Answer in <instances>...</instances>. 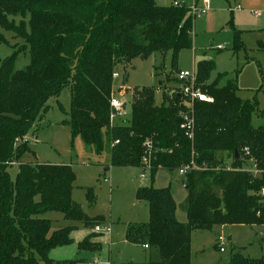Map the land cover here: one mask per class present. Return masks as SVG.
<instances>
[{"label":"trees","instance_id":"trees-1","mask_svg":"<svg viewBox=\"0 0 264 264\" xmlns=\"http://www.w3.org/2000/svg\"><path fill=\"white\" fill-rule=\"evenodd\" d=\"M194 20L187 10L158 7L154 0H0V30L23 41L20 49L13 47V53L0 61V264H61L49 253L72 245L70 234L76 227L52 231L48 214L85 228L104 221L89 218L72 201L76 178L70 166L20 162L30 152L24 137L46 111L47 102L64 89L70 94L65 124L71 139L80 138L99 157L107 144L110 167L142 168L147 142L151 182L158 171L175 172L192 161L209 167L184 177L188 195L182 205L183 224L175 218L169 187H141L135 192V199L147 204L148 222L128 225L125 241L154 249L158 260L148 264H190L194 231L264 226V203L257 197L264 187V127H251L256 97L238 96L237 77L220 86L225 76L217 75L206 85L214 64H196L197 85L212 102L193 104L192 140L185 137L178 117L182 98L173 95L167 105L157 107L153 88L133 94L128 125L111 123L114 68H124L126 84V69L136 59L169 52L174 66L178 54L192 47ZM6 43L0 33V44ZM240 46L234 32L233 49ZM24 53L29 64L15 71V61ZM215 153H228L230 170L212 169ZM245 161H253L261 175L242 171ZM14 163L18 172L12 181L7 168ZM86 199L93 208L91 189ZM98 237L86 236L77 244L78 252H99L101 245L92 242ZM228 264H264V259L235 254Z\"/></svg>","mask_w":264,"mask_h":264},{"label":"rangeland","instance_id":"rangeland-1","mask_svg":"<svg viewBox=\"0 0 264 264\" xmlns=\"http://www.w3.org/2000/svg\"><path fill=\"white\" fill-rule=\"evenodd\" d=\"M186 6L195 1L199 8L206 11L200 18H195L192 29L191 49L181 51L172 65L171 54L156 53L148 59H136L127 67V83L123 84L121 65L114 68L118 78H112V96L127 102L124 115L111 120L115 126H126L130 122L133 94L143 88L154 89V104L157 107L167 105V99L179 92L182 84L176 82L179 71H191L199 62H212L214 71L209 83L217 75L225 76L220 86L227 80L237 77L238 96L242 100L256 97L257 109L251 117V127H264V0H181ZM158 7H171L172 0H154ZM234 32H238L241 46L234 50ZM6 44H0V61L9 57L15 47L20 49L23 41L14 39L11 33L0 30ZM219 47L221 49H219ZM29 64V55L20 54L14 70H23ZM112 73V74H113ZM200 87V86H198ZM201 88V87H200ZM262 88V89H261ZM261 89V90H260ZM111 96V97H112ZM183 105L187 101L181 99ZM70 94L68 89L62 90L58 97L47 102V109L34 124L32 132L27 135L30 152L20 162H34L47 165H68L75 174V182L71 193L73 202L81 206L89 218L102 217L103 222L94 227H83L81 223L64 222L63 226H81L74 233V244L57 248L52 252V261L65 262L79 260L77 264H139L148 259L151 251H144L141 245L129 244L125 241L128 225L146 224L148 207L145 202L135 199V192L141 187L152 186L154 189L170 188L176 205L175 218L182 224L186 222L182 209L188 193L185 189L186 178L175 172L160 170L151 182L150 173L139 175L142 168L110 167L109 146L106 144L102 156H97L93 149L86 147L80 138L71 139L70 129L65 123L69 119ZM26 135V136H27ZM33 135V136H32ZM25 136V137H26ZM24 137V139H25ZM228 153H215L214 171L230 168ZM191 163V162H190ZM197 169L207 170L208 166ZM253 161H245L243 168L253 170ZM108 169L104 172V169ZM242 168V169H243ZM256 168V167H255ZM18 165L7 168L9 178L14 181ZM261 172L255 177H259ZM106 180V182L104 181ZM91 189L95 197L93 208H89L86 190ZM257 197H259L257 195ZM264 203V200H262ZM60 217L59 214H48L46 218ZM52 221V220H51ZM52 222H55L52 221ZM52 228H55L52 223ZM109 227L108 233H95L94 228ZM86 229L90 234L103 237L101 252H78L77 244L82 241L81 234ZM224 237V252L217 247L218 237ZM157 254V253H156ZM239 254L245 259H264V226H214L208 231L198 230L191 234L190 264H228L231 256ZM157 260V259H156Z\"/></svg>","mask_w":264,"mask_h":264},{"label":"built area","instance_id":"built-area-1","mask_svg":"<svg viewBox=\"0 0 264 264\" xmlns=\"http://www.w3.org/2000/svg\"><path fill=\"white\" fill-rule=\"evenodd\" d=\"M172 7L178 8V9H185L188 11V13L193 18H200L201 16L206 14V11L202 8H199L197 5V2L195 1L191 5L186 6L184 3H182L181 0H172ZM219 49H221L219 47ZM112 78L117 79L118 74L113 73ZM176 81L183 86L181 87L180 91L175 93L176 95L180 96L182 99L187 101V105L185 104L183 108L179 111L178 117L181 120V129L184 132L185 137L188 140L193 139V131H194V119H193V113H192V106L196 102H207L211 103L212 100L208 98L206 94L203 93L202 89L198 87L197 81H196V71L193 69L191 71H179L176 74ZM127 102L125 100L117 99L116 97L112 96L110 99L109 107H110V117L111 120L115 118H121L124 115V108L126 106ZM24 141H26L24 139ZM146 151L145 155L142 159V173L139 175L141 179H144V173L150 172V163H149V157H150V151H151V143L147 142L145 144ZM194 170H201L197 169L194 164L191 162L180 169L176 170V173L180 177H185L188 173ZM225 170H230V168H225ZM242 171L251 173L254 177L257 176V174L260 173L255 167L253 170H247L242 169ZM106 182V180H104ZM259 198L264 200V187H262L258 192ZM95 233H108L109 227H99L96 226L94 228ZM226 240L224 237L220 236L217 239V247L218 251L220 253L224 252V244ZM145 249H148L147 246H143Z\"/></svg>","mask_w":264,"mask_h":264},{"label":"crops","instance_id":"crops-1","mask_svg":"<svg viewBox=\"0 0 264 264\" xmlns=\"http://www.w3.org/2000/svg\"><path fill=\"white\" fill-rule=\"evenodd\" d=\"M194 70L196 71V67L194 68ZM33 130V129H32ZM30 132H32V131H30ZM33 136V135H32ZM31 139H32V137H31ZM29 137H28V135L25 137V140H26V142L27 143H29V140H31ZM138 169V168H137ZM104 172L106 173L107 171L104 169ZM159 172V171H158ZM157 172V173H158ZM156 173V174H157ZM156 174H155V176H156ZM154 176V177H155ZM48 219H50V220H52V221H54L55 220V222H52V223H54L55 225H57V226H55V228H52V231L54 230H58V229H61V228H63V227H65V226H63V224H64V222L65 221H63L62 219L60 220V217H58V216H55V217H50V218H48ZM182 223V222H181ZM53 225V224H52ZM76 227V229L70 234V237H71V239L73 240V235H74V233H78L79 232V230H80V228H82L81 226H75ZM224 227H226V226H224ZM254 227H256V226H254ZM252 228V227H251ZM84 229V228H83ZM84 232H82V234H81V238L80 239H84L86 236H88L90 233H89V231H87L86 229H84L83 230ZM103 237H98V238H96V239H93L92 240V242H94V243H99L100 245H101V242H100V240L102 239ZM80 242V241H79ZM78 242V243H79ZM75 242H74V240H73V244H74ZM57 249V248H56ZM56 249H54V250H52L50 253H49V258H51V259H56V258H54V257H52V255H51V253L52 252H55V250ZM102 249V248H101ZM142 249L144 250V251H150L149 249H145L143 246H142ZM101 252V251H100ZM158 260V255L156 254V253H154V251H151V255L149 256V258L148 259H144L141 263H139V264H148L150 261H157Z\"/></svg>","mask_w":264,"mask_h":264},{"label":"water","instance_id":"water-1","mask_svg":"<svg viewBox=\"0 0 264 264\" xmlns=\"http://www.w3.org/2000/svg\"><path fill=\"white\" fill-rule=\"evenodd\" d=\"M235 155H236V152H235ZM185 189H186V186H185Z\"/></svg>","mask_w":264,"mask_h":264}]
</instances>
